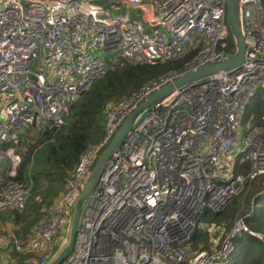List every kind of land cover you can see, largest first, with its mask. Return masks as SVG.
<instances>
[{
    "label": "built area",
    "instance_id": "2783aa9c",
    "mask_svg": "<svg viewBox=\"0 0 264 264\" xmlns=\"http://www.w3.org/2000/svg\"><path fill=\"white\" fill-rule=\"evenodd\" d=\"M227 2L0 0V211L22 213L32 193L19 180L22 137L61 130L98 80L125 63L157 66L197 49L185 74L229 61ZM241 8L242 65L175 89L138 118L85 202L61 264H238L239 237L264 241L241 216L217 250L191 259L207 213L222 214L264 176V114L243 127L249 103L264 93L263 0H241ZM182 75L106 106L104 139L83 153L35 234L23 242L0 232V264L54 258L102 152L140 105Z\"/></svg>",
    "mask_w": 264,
    "mask_h": 264
},
{
    "label": "trees",
    "instance_id": "16d2710c",
    "mask_svg": "<svg viewBox=\"0 0 264 264\" xmlns=\"http://www.w3.org/2000/svg\"><path fill=\"white\" fill-rule=\"evenodd\" d=\"M234 47V42H232L231 48ZM200 51L201 49H197L181 58L157 66L125 63L112 73L95 82L91 88L80 97L76 105L72 108L67 122L61 130L57 132L47 131L43 136L33 138H38V143L47 145L57 143L59 145L58 149L50 145L52 147L51 155L58 156V160L48 162V164H51V167L49 169L45 167L44 172L40 171L39 174L49 175L51 172L58 175L63 182H67V178L78 165L83 153L104 139L105 108L110 102H115L119 97L127 96L130 93L132 96L153 79L161 78L170 73H175L177 75L185 74L189 68L195 64V60L198 58ZM263 97L264 93L259 92L254 100L258 101ZM259 106V104L254 103L252 110L259 109ZM250 112L251 111L248 112V115ZM65 128L67 131L65 134H62ZM28 142L31 144L30 140ZM35 147L36 146L33 145L29 150H33ZM34 151L35 150H33V152ZM26 160H28V157L25 159L23 154L22 163L19 168V180L21 181H24V169L28 167V163L25 162ZM39 176L40 175H37L35 180ZM256 181L251 184L248 191V193H250L248 204L246 201V208H248V210L245 213H241V216H245V223L250 230L264 235V185H261V183H257ZM61 194L62 193H60L59 196ZM38 195H40V192L35 189L33 192V198H36ZM51 196L52 195H49L46 199ZM249 198L251 200H249ZM238 201H236L235 198L233 204L222 214L208 212L205 218L206 224H216L220 227L223 226V229L226 230L225 234L229 233L234 224L232 221L239 209L240 202ZM52 206L44 209L45 212L38 217H34L33 210L39 212L43 209L40 202L39 204L36 203L35 206L30 207L29 213L25 212L27 209L26 207L23 211L25 213L12 212L6 215V213L0 212V218L9 216V222L15 227V230H13L14 233L21 241L27 242L28 239L35 234L36 228ZM3 221H5V219H2V222ZM201 234L203 236L209 235L207 230H204ZM195 237L196 236H194V240ZM199 242V240H196L195 244L198 245ZM236 244L239 247L237 256L238 258H243L242 264H264L263 240L246 233L237 239ZM13 255L15 256V254Z\"/></svg>",
    "mask_w": 264,
    "mask_h": 264
},
{
    "label": "water",
    "instance_id": "95a60500",
    "mask_svg": "<svg viewBox=\"0 0 264 264\" xmlns=\"http://www.w3.org/2000/svg\"><path fill=\"white\" fill-rule=\"evenodd\" d=\"M227 6V20L235 43L234 56L227 62L207 66L191 73L182 75L180 78L176 79L174 83L164 87L161 91L151 96L126 119L121 128L113 137L110 144L100 155L98 161L90 172V175L85 183L82 192L74 200L71 211V219L68 226L66 243L61 249L58 250L54 258L48 264H61L62 261H64L66 257H68V255L71 253L85 202L99 183V180L103 176L113 154L119 149L122 142L130 132L138 118L147 109L160 103L162 100L168 97L175 89L181 88L196 81L204 80L220 72L238 68L242 65L245 59L246 46L242 28L241 0H228Z\"/></svg>",
    "mask_w": 264,
    "mask_h": 264
},
{
    "label": "rangeland",
    "instance_id": "374dc122",
    "mask_svg": "<svg viewBox=\"0 0 264 264\" xmlns=\"http://www.w3.org/2000/svg\"><path fill=\"white\" fill-rule=\"evenodd\" d=\"M112 12L115 14L120 13L119 11H115V10H112ZM231 36H232V33H231ZM130 96H131V93L128 94L127 96H124V97L121 96L117 99V101L127 100L130 98ZM117 101L110 102V103H116ZM256 101L257 100L252 99L251 103H249V105H248L247 112L248 111H251V112L249 115L246 114L244 119H243V127L244 128L246 127V124L252 115H256L258 113L264 114V97L262 99L258 100L257 102ZM254 103H257L260 105L259 109L252 110V106L254 105ZM105 121H106V114H105ZM66 131H67V129L65 128L62 134H65ZM31 136L32 135H25L24 137H22V140H21L22 142H21L19 153H20V155H22L21 157H23V154H24L25 159L28 157V160L25 161L28 163V167L26 169H24V180L28 181L32 186V196L28 202L27 209L25 212L29 213L30 207H33V206H35L36 203L39 204V202H40L41 205L43 206V209L39 212L33 210L34 217H38V216H41V214H43L45 212L44 209H47L48 207L55 204L56 200L59 198L58 197L59 194L63 193L65 191V189L67 188L68 180H69L70 176L67 178V182L66 181L63 182L62 179H60V177L58 175L53 174L51 172L49 175L39 174L40 171L44 172L45 167L48 169L51 167V164L50 163L48 164V162L58 160V156L51 155L52 147L50 145L56 147L57 149L59 148V145L57 143L50 144V145L38 143L37 142L38 138L33 139L34 136L33 137H31ZM29 140L31 141V144H29V142H28ZM32 144L36 146L35 148H33V150H35L34 152L31 149H30L31 151L29 150V148L31 146H33ZM36 171H38V172H36ZM37 175H40V176L35 180V177H37ZM256 182L261 183V185H264V176L258 178ZM35 189H37V191L40 192V195H38L36 198H33V192L35 191ZM248 191H245L238 198L236 197V201L239 200L238 202H240V205H239L238 212H237L234 220L232 221L234 224L237 221V219L241 217V213H245L248 210V208H246V201L248 204V197L250 194V193H248ZM49 195H52V196L50 198L46 199ZM249 200H251V199L249 198ZM244 206H245V208H244ZM0 212L3 213L4 211H0ZM25 212H22V213H25ZM8 213L9 212H6V215ZM8 217L9 216H5L6 220L8 219ZM2 219H4V218L3 217L0 218V222H1L0 223L1 224L0 225V232L3 234L14 233L13 230H9V229L4 230L3 229ZM215 227L216 228L212 231L211 236L209 235L210 236L209 239L205 238L208 236H205V235L203 236L201 234L204 230L199 231L197 237L194 240V245H192L191 259H194L198 254L202 253V251L212 252V251L217 250L220 247L223 239L225 238V235H226L225 231L226 230L223 229V226H221V227L215 226ZM19 228H16V229H19ZM196 239L200 241L198 243V245L195 244Z\"/></svg>",
    "mask_w": 264,
    "mask_h": 264
},
{
    "label": "crops",
    "instance_id": "0c3cea01",
    "mask_svg": "<svg viewBox=\"0 0 264 264\" xmlns=\"http://www.w3.org/2000/svg\"><path fill=\"white\" fill-rule=\"evenodd\" d=\"M6 212H9V213H12L11 211H5V212H3V213H6ZM5 219V221H3L2 222V225H3V229L4 230H15V227H14V225L12 224V223H10L9 222V219L7 220V222H6V218H4ZM1 225V224H0ZM215 226H217L216 224H208V226H207V231H208V233H209V235L211 236V234H212V231L216 228ZM217 227H220V226H217ZM261 234V233H260ZM208 235V239H209V236ZM261 235H263V234H261ZM264 236V235H263ZM257 238V237H256ZM259 239V238H258ZM197 240V239H196ZM245 245H247V244H245ZM238 247V246H237ZM238 250H239V247H238ZM238 255V254H237ZM236 258H238V256L236 257ZM242 257H240V258H238V260H239V263L238 264H242ZM237 260V261H238Z\"/></svg>",
    "mask_w": 264,
    "mask_h": 264
}]
</instances>
